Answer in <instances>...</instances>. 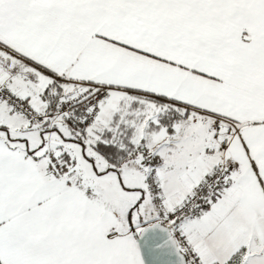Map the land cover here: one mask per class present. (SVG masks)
Returning <instances> with one entry per match:
<instances>
[{
	"label": "snow or ice",
	"instance_id": "snow-or-ice-1",
	"mask_svg": "<svg viewBox=\"0 0 264 264\" xmlns=\"http://www.w3.org/2000/svg\"><path fill=\"white\" fill-rule=\"evenodd\" d=\"M0 264H264V0H0Z\"/></svg>",
	"mask_w": 264,
	"mask_h": 264
}]
</instances>
